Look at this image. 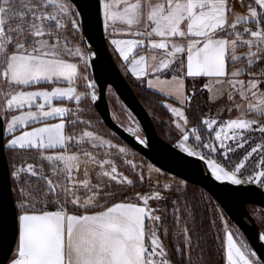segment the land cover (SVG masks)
I'll return each instance as SVG.
<instances>
[{
  "label": "snow or ice",
  "instance_id": "snow-or-ice-1",
  "mask_svg": "<svg viewBox=\"0 0 264 264\" xmlns=\"http://www.w3.org/2000/svg\"><path fill=\"white\" fill-rule=\"evenodd\" d=\"M239 5L240 11L232 0H0V126L7 149L35 152L39 160L12 166L14 200L0 190L4 264H204L206 235L193 241L188 225L196 223V203L186 185L157 182L130 195L114 190L135 187L112 158L113 149L128 151L83 118L82 100L95 102L98 94L80 69L98 62V33L127 72L181 106L162 104L176 118L181 153L234 191L264 190V0ZM80 79L87 92L77 90ZM202 92L210 94L206 100ZM220 101L235 118L205 111ZM187 112L197 117L194 125ZM126 131L147 146L138 122ZM136 175L143 184V171ZM169 203L174 233L163 223ZM211 207L210 226L218 219L225 234L227 264H264L235 238L223 211ZM161 235H174L171 253Z\"/></svg>",
  "mask_w": 264,
  "mask_h": 264
},
{
  "label": "water",
  "instance_id": "water-1",
  "mask_svg": "<svg viewBox=\"0 0 264 264\" xmlns=\"http://www.w3.org/2000/svg\"><path fill=\"white\" fill-rule=\"evenodd\" d=\"M97 46L101 55L95 67L90 68L92 80L96 83L98 99L94 107L102 122L114 132L132 150L144 157L159 170L179 178L185 183L197 185L204 189L221 207L226 216L238 227L258 257H264V237L257 226L249 206L264 210V190L255 185L244 186L243 191L232 190L234 186L221 185L205 170L203 162L187 157L174 144L164 139L158 132L153 117L137 96L116 62L109 45L101 42L97 33ZM109 88H112L123 104L131 111L140 124L147 146L139 143L124 126L119 124L111 110ZM11 168L7 156L5 128L0 126V190L9 200H14ZM6 181V182H5ZM0 264L4 256L0 254Z\"/></svg>",
  "mask_w": 264,
  "mask_h": 264
},
{
  "label": "rangeland",
  "instance_id": "rangeland-1",
  "mask_svg": "<svg viewBox=\"0 0 264 264\" xmlns=\"http://www.w3.org/2000/svg\"><path fill=\"white\" fill-rule=\"evenodd\" d=\"M115 60H116V62H118V60L120 61V59H115ZM119 63L121 64V62H119ZM89 79L92 80L91 77ZM84 91L85 92L88 91L86 86L84 88ZM113 91H114L113 89H110L109 102L111 105V110L113 111L114 115L118 119L123 120V122H125L127 124V126L135 127L136 123L138 122L137 119L134 117V115L131 113V111L123 104V102L120 100V98ZM158 94H160V93H158ZM160 95H162V94H160ZM166 103L171 104L173 107H175V106H177V108L181 107L179 104L175 103L172 100L167 99ZM227 105L228 104L225 101H222V103L217 105L215 107V109H216V111L217 110L223 111V108L224 107L227 108ZM80 107L84 109V112L82 113L83 118L91 121V123L94 126V129H93L94 131L103 135L105 139H111L112 142L115 145H117L118 147H125L127 149V151H128L127 156L119 155V154H117L116 149H113L112 150V153H113L112 158H113L115 164L117 165L119 172L125 176H128L130 179H132L134 181L135 187H133V189H138V192L145 193V192L153 190V188L157 184V182L160 185L170 184L174 188L176 186L183 187L186 184H189V183H185L184 181L180 180L179 178H177L175 176H172L168 173H165V172L159 170L157 167H155L153 164H151L144 157H142L141 155L136 153L134 150H132L114 132H112L108 127L105 126V124L102 122V119L100 118L99 114L97 113V111L94 107V102H92L90 100V98L83 99ZM147 109L150 112L151 116L153 117L154 122L156 123V126H158L160 128V132H162V134H164L167 138H169V140H172L176 143L178 141V138L180 137L179 131L175 128L176 120L175 119L173 120L171 118L170 113L168 116H162V114L156 113L154 111V108L148 107ZM129 114H131V118L129 117ZM225 114L226 113H222V115L219 118L225 119V116H226ZM189 126H191V125H189ZM139 127L141 129V135L144 138L145 135H144V132H143L140 124H139ZM14 160H15V158H14ZM128 161H132L138 167L136 169H132L129 166V164L127 163ZM14 164H16V160L13 161V165ZM149 166H151V168H152L151 172H149ZM141 170L143 171V174L145 176V181L143 184H141L139 182L137 175H136V173L140 172ZM156 170H158V171H156ZM88 171L90 173L94 174V168L92 166H89ZM82 173H83V168L81 169V174ZM149 176L151 177V179H148ZM191 185H193V184H191ZM120 186L122 188H124V187L127 188L126 185H116L114 190H119ZM156 190H159V189H156ZM164 195L171 198L170 193H164ZM151 203L154 205L156 202L153 201ZM253 207H251L252 212L254 214L253 216L256 219L258 228L261 230L262 234L264 235V210H262L259 207H255V206H253ZM228 221L232 222L229 218H228ZM232 224L234 225V227L236 229H238L237 226L233 222H232ZM245 241L247 243L246 239H245Z\"/></svg>",
  "mask_w": 264,
  "mask_h": 264
},
{
  "label": "trees",
  "instance_id": "trees-1",
  "mask_svg": "<svg viewBox=\"0 0 264 264\" xmlns=\"http://www.w3.org/2000/svg\"><path fill=\"white\" fill-rule=\"evenodd\" d=\"M90 77L91 73H90ZM131 86L134 88L137 96L139 99L142 101V103L145 105V107H150L154 108V111L156 113L162 114L163 116H168L169 112L162 106V103L165 102L167 99H165L162 95L158 93H154L152 90L148 89L145 84L137 83L134 84L131 82L129 79H127ZM191 83H188V87L191 88ZM201 97H203L204 100L208 98V94L206 92L199 93ZM211 105H207L205 107V111H207L208 108H211ZM113 112V111H112ZM189 117L190 120V125H194L197 121V117L194 116L192 112H187L186 113ZM113 116L115 120L119 123H125L123 120L118 119L114 113ZM121 124V123H119ZM156 124V123H155ZM160 135L164 137L166 140H168L170 143L175 145V142L172 140H169L162 132H160V128L156 126ZM7 156L10 164V168L12 171V166H13V161L16 160V164H27V163H34V164H39V160L34 159L33 157H36V153H28V154H21V153H16L10 150H7ZM15 158V160H14ZM13 184V190H14V196L16 198V193H15V187L16 185ZM187 186V194L188 198L190 201H194L196 203V208L194 209L195 216H196V223L192 224L189 223V227L193 230V241L195 242L197 239V234H204L206 235V241H201L202 247L205 248V251L203 253V258H204V264H225V247H222V244H224V232L221 231V223L217 219L216 220V225L215 227L210 226V220L216 218V212L212 210L211 205H215L218 210H222L219 204L201 187L197 185H191V184H186ZM120 189L118 191H123L124 195H130L131 193L138 192V189H133V187L129 188H122L121 186L119 187ZM169 201L175 199V195L173 193H170ZM211 201L210 205H205L203 201ZM251 207L249 206L250 212L253 214ZM256 207V206H255ZM254 208V207H253ZM171 204H168V211L167 213H164L163 215L165 216V219L163 221L165 228H168L170 232L174 233L177 231L173 227L172 223V217H171ZM223 211V210H222ZM224 213V211H223ZM254 215V214H253ZM225 219L228 218L226 214L224 213ZM228 224L230 226H234L232 222L228 221ZM214 234H218L220 239H216ZM161 238L164 240V243L166 244V247L168 248L169 252L171 253L174 245H175V237L174 235H169L168 237H164L161 235ZM200 250L198 248H194L192 251V256L193 259L195 260L198 253Z\"/></svg>",
  "mask_w": 264,
  "mask_h": 264
},
{
  "label": "crops",
  "instance_id": "crops-1",
  "mask_svg": "<svg viewBox=\"0 0 264 264\" xmlns=\"http://www.w3.org/2000/svg\"><path fill=\"white\" fill-rule=\"evenodd\" d=\"M232 2H233V4L235 5V7H236V10L237 11H240L241 9H240V5H239V0H232ZM110 47V46H109ZM110 50H111V52H112V54H113V56L115 57V59H120L119 57H118V55H116V54H114L113 53V51H112V48L110 47ZM150 54V53H149ZM119 62H121V64L119 63ZM118 65L120 66V68H121V70L123 71V73H124V75L127 77V79H129L131 82H133L134 84H137V83H140L141 81L140 80H137L135 77H133L132 75H131V73L130 72H127L126 70H125V68L123 67V66H121L122 64H123V62L121 61V59H120V61L118 60ZM240 67H244V65L243 64H241V65H239ZM80 71H81V73L82 74H85V75H87L89 78H90V70H88L86 73H85V70L83 69V67L81 66V69H80ZM76 87H77V90L79 91V92H81V93H84L85 91H84V88H85V81L83 80V79H80V80H78L77 81V83H76ZM153 91V90H152ZM208 94V96L210 95L209 93H207ZM83 101V100H82ZM163 103H166V101L165 102H163ZM162 103V104H163ZM222 103V101H220L218 104H214V105H211L212 107H211V109H212V112H211V115H213V116H215V114L217 113V111H216V109H215V107L217 106V105H219V104H221ZM56 106H66V107H75V104L74 103H63V104H61V103H59V102H56ZM175 106V105H174ZM175 107H177V106H175ZM229 107H231V105L230 104H228L227 105V108H229ZM227 108H223V111H221L222 113H226L225 115V119H228V118H235V116L237 115V113L235 112V111H233L231 114H229L228 113V111L226 110ZM166 109V108H165ZM167 110V109H166ZM168 111V110H167ZM169 112V111H168ZM170 113V112H169ZM163 116V115H162ZM170 116H171V118L174 120H176V118L175 117H173L172 116V114L170 113ZM54 122H58V121H54ZM30 130V129H29ZM7 136H8V134H7V132H6V130H5V141H6V139H7ZM7 148V147H6ZM7 150H9V149H7ZM229 228H230V230H232L234 233H235V238L239 241L240 239H243L244 241H245V237L243 236V234L241 233V231L239 230V229H236L234 226H230L229 225ZM238 228V227H237ZM225 235V234H224ZM224 235H223V238H224ZM246 242V241H245ZM224 244H225V241H224ZM224 255H225V264H227V258H226V250H225V252H224Z\"/></svg>",
  "mask_w": 264,
  "mask_h": 264
},
{
  "label": "bare ground",
  "instance_id": "bare-ground-1",
  "mask_svg": "<svg viewBox=\"0 0 264 264\" xmlns=\"http://www.w3.org/2000/svg\"><path fill=\"white\" fill-rule=\"evenodd\" d=\"M110 89H112V88H109V92H110ZM109 92H108V95H109ZM114 92V91H113ZM115 93V92H114ZM119 123H121V125L122 126H124L126 129L128 128V127H130V126H127V124L126 123H122V122H119ZM137 138V137H136ZM138 139V138H137ZM139 140V139H138Z\"/></svg>",
  "mask_w": 264,
  "mask_h": 264
},
{
  "label": "built area",
  "instance_id": "built-area-1",
  "mask_svg": "<svg viewBox=\"0 0 264 264\" xmlns=\"http://www.w3.org/2000/svg\"><path fill=\"white\" fill-rule=\"evenodd\" d=\"M248 243V242H247ZM249 244V243H248ZM250 246V245H249Z\"/></svg>",
  "mask_w": 264,
  "mask_h": 264
}]
</instances>
